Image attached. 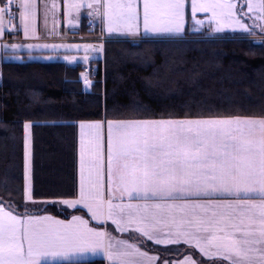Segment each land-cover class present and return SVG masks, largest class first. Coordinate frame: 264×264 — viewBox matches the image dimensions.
<instances>
[{
    "label": "snow or ice",
    "instance_id": "snow-or-ice-1",
    "mask_svg": "<svg viewBox=\"0 0 264 264\" xmlns=\"http://www.w3.org/2000/svg\"><path fill=\"white\" fill-rule=\"evenodd\" d=\"M79 7L65 5L68 10ZM87 7L102 16L109 34L139 35L141 7L145 35L179 36L186 30V0H142V5L141 0H91ZM246 7L247 13L234 0H191L193 31L205 23L197 18L203 13L213 32L238 27L256 35L254 29H259L264 38V0H247ZM14 9L25 36L34 35L33 0H6L0 3V38L16 29ZM245 16L253 20L251 27ZM2 47L7 51L19 45ZM84 48L103 51V45ZM88 59L86 55L84 61ZM84 83L91 86L87 76ZM23 127L24 199L35 203L32 125ZM79 128L78 193L43 203L45 208L49 203L82 206L97 226L90 227L80 216L65 222L34 215L27 205L19 213L11 200L7 207L0 203V264H50L46 257L85 250H99L108 264H264V110L107 119L106 151L103 121H82ZM108 221L127 238L112 235ZM148 241L165 246L166 252L167 246H176L177 258L142 250L148 249ZM181 245L201 258L181 252Z\"/></svg>",
    "mask_w": 264,
    "mask_h": 264
},
{
    "label": "trees",
    "instance_id": "trees-1",
    "mask_svg": "<svg viewBox=\"0 0 264 264\" xmlns=\"http://www.w3.org/2000/svg\"><path fill=\"white\" fill-rule=\"evenodd\" d=\"M240 4L243 2L240 0ZM186 33V32H185ZM90 93L82 65L4 63L0 82V199L23 202V126L31 123L36 200L73 198L76 123L252 115L264 110V43L242 39L109 41ZM45 210L67 217L56 205ZM65 264H105L102 260Z\"/></svg>",
    "mask_w": 264,
    "mask_h": 264
},
{
    "label": "crops",
    "instance_id": "crops-1",
    "mask_svg": "<svg viewBox=\"0 0 264 264\" xmlns=\"http://www.w3.org/2000/svg\"><path fill=\"white\" fill-rule=\"evenodd\" d=\"M5 0H0L3 3ZM91 0H33L35 4V16H34V28L35 34L30 33L25 36L23 25L20 23L19 12L17 10L15 25V32L6 33L0 38V68L4 63H25V62H37V63H60L64 65H85L96 67L97 63H103L104 59V45L109 41H137V40H179L189 37L187 34L195 32L188 28L190 21L189 12H186V27L183 32V37L179 36H166V35H155L148 33L145 35L143 29L142 20V7H141V18L139 21L140 34L139 35H128L126 33H107L104 31V23L102 16H98L92 9L87 7ZM78 4V9L74 8L68 10L65 8L66 4ZM142 5V0H141ZM103 10L101 9V12ZM91 13V14H90ZM186 32V33H185ZM128 43H139V42H128ZM259 43V42H255ZM4 44H17L19 47L13 50L11 47L5 51L3 49ZM33 45L34 47L29 49L27 46ZM39 45L40 47H35ZM48 45L49 47H43ZM57 45L59 47H51ZM85 45H93L96 49H99L103 45V51H85ZM88 56V61H84V57ZM69 57L70 59H65ZM86 74H79V81L81 82V88L84 93H90L92 90L93 82L87 76V79L91 81V86H86L84 83V77ZM98 77V75H97ZM1 82V72H0ZM104 122V137H105V151H106V137H107V120H98ZM82 122V121H81ZM92 122V121H83ZM31 124V123H30ZM80 122L76 123V153H75V193H78L79 188V140H80ZM32 125V124H31ZM31 132V128H30ZM32 151V149H31ZM31 171H32V159H31ZM31 186H32V172H31ZM74 198V197H73ZM72 199V198H67ZM59 200V199H57ZM25 201L24 199V127H23V202L24 209L19 211L15 207V211L23 213L25 211V205L30 213L38 216H51L57 220L70 221L73 216L83 217L89 221L90 227H96L97 224L91 219L87 209L82 206H77V209L68 208L65 205L56 204L60 210L70 213L67 217L56 216L49 211L45 210L43 202L52 200H36ZM0 203H3L7 207L6 202L0 199ZM48 205H52L49 203ZM101 227H104L101 225ZM107 229L111 231L112 235L117 238H127V234H121L116 231L115 225L111 221L107 222ZM138 235V234H137ZM149 254L161 256H171V258H177L176 246H167L169 251H164L165 246L154 245L151 241H148ZM155 249H160L159 253ZM185 250L194 252L195 258H201L198 251L187 249L186 245L180 246V251ZM179 258H183L179 256ZM46 261L50 264H65V263H76V262H89L94 260H102L105 264H108L107 259L99 250L93 254L91 251L85 250L83 252H72L68 256L58 257H46ZM210 264V262H209Z\"/></svg>",
    "mask_w": 264,
    "mask_h": 264
},
{
    "label": "rangeland",
    "instance_id": "rangeland-1",
    "mask_svg": "<svg viewBox=\"0 0 264 264\" xmlns=\"http://www.w3.org/2000/svg\"><path fill=\"white\" fill-rule=\"evenodd\" d=\"M240 0H234V2H238L239 3ZM243 2L242 5H244V11L245 13H247V0H241ZM255 3L259 4L260 0H254ZM240 4V3H239ZM186 12H189L190 15V21L188 23V28L190 30H193L194 27H196L194 25V21L192 20V13H191V0H186ZM254 15H258V13H250L248 14V16H254ZM248 16L244 17V22H246L250 27L253 25V20L249 19ZM197 18L199 19H203L205 20V23L203 24V26L200 27V30L197 32H189V34H187L189 37L184 38V39H179V40H185V39H191V40H215V39H242V40H247L248 42H259L262 41V36L259 32V29H254V31L256 32V35H250L245 33L242 29L236 27H225L221 32H213V27H210L209 24L207 23L206 20V14L203 13H197ZM185 27H186V23H185ZM179 37H183V33L181 35H179ZM145 41V40H142ZM128 42H141V40H137V41H128ZM264 43V42H262ZM88 66V65H86ZM85 65L83 67H86ZM82 67V68H83ZM84 74V73H82Z\"/></svg>",
    "mask_w": 264,
    "mask_h": 264
},
{
    "label": "built area",
    "instance_id": "built-area-1",
    "mask_svg": "<svg viewBox=\"0 0 264 264\" xmlns=\"http://www.w3.org/2000/svg\"><path fill=\"white\" fill-rule=\"evenodd\" d=\"M4 2H6V0ZM14 11H16V15H17V10L14 9ZM13 32H15V30ZM82 73L86 74L88 76V78L92 81H94L98 75V71H97L96 67H94V66L83 67Z\"/></svg>",
    "mask_w": 264,
    "mask_h": 264
}]
</instances>
